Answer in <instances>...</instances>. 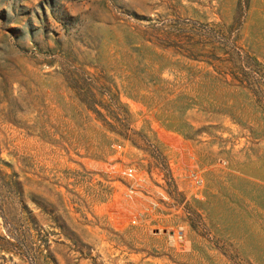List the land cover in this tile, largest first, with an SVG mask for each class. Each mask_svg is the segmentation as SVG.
I'll return each mask as SVG.
<instances>
[{
	"label": "rangeland",
	"instance_id": "obj_1",
	"mask_svg": "<svg viewBox=\"0 0 264 264\" xmlns=\"http://www.w3.org/2000/svg\"><path fill=\"white\" fill-rule=\"evenodd\" d=\"M0 264H264V0H0Z\"/></svg>",
	"mask_w": 264,
	"mask_h": 264
}]
</instances>
